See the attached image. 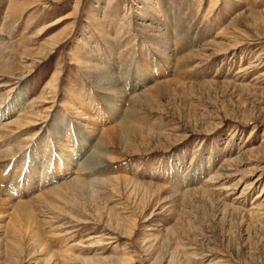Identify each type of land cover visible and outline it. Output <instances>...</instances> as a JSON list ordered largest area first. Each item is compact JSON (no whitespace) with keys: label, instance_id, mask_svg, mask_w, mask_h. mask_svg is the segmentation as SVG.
<instances>
[{"label":"rangeland","instance_id":"rangeland-1","mask_svg":"<svg viewBox=\"0 0 264 264\" xmlns=\"http://www.w3.org/2000/svg\"><path fill=\"white\" fill-rule=\"evenodd\" d=\"M0 85V264H264V0H0Z\"/></svg>","mask_w":264,"mask_h":264},{"label":"bare ground","instance_id":"bare-ground-1","mask_svg":"<svg viewBox=\"0 0 264 264\" xmlns=\"http://www.w3.org/2000/svg\"><path fill=\"white\" fill-rule=\"evenodd\" d=\"M114 69V68H113ZM115 74V73H114ZM1 86V85H0ZM123 98V97H122ZM4 114V113H3ZM5 115H6V113H5ZM20 119V120H19ZM89 119H91V118H89ZM15 121V123L16 124H18V125H21L22 126V124L24 123L23 121H22V119L20 118V116H19V118H17L16 120H14ZM22 123V124H21ZM17 126V125H16ZM0 133H2L1 131H0ZM1 135V134H0ZM2 137V136H1ZM2 139V138H1ZM63 141V140H62ZM54 147L52 146V144H50L49 143V145H47V147L45 148V156L47 155L48 157H50L51 158V156H53L54 155V157H53V171L51 172L52 174L54 173V175H58V174H62L63 172L65 173H67L68 171H63V172H61V173H58L57 172V170H58V168L60 167V165H61V162H59V161H61L63 158H62V156H61V158H60V156H58L59 158H57V156L56 155H58L59 153H57L55 150L56 149H53ZM46 149H49V150H46ZM48 151V152H47ZM73 152H75V151H73ZM55 153H57V154H55ZM64 166H65V163H64ZM50 170V169H49ZM81 170V169H80ZM82 173V172H81ZM27 175H28V177H27V179H30V180H27V182H31V181H33L34 179H33V176H34V173L32 172V169L31 168H29V171H28V173H27ZM30 175V176H29ZM47 181H45V182H43V183H46ZM70 186V185H69ZM56 199V198H55ZM71 199V198H70ZM29 205V204H28ZM25 207V206H24ZM21 210V209H20ZM21 211H23V206H22V210ZM25 212V211H24ZM25 213H27V212H25ZM31 218V217H30Z\"/></svg>","mask_w":264,"mask_h":264}]
</instances>
